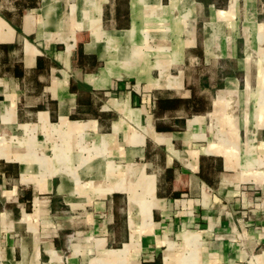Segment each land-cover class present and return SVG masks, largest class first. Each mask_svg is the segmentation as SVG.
I'll return each mask as SVG.
<instances>
[{
	"label": "crops",
	"instance_id": "1",
	"mask_svg": "<svg viewBox=\"0 0 264 264\" xmlns=\"http://www.w3.org/2000/svg\"><path fill=\"white\" fill-rule=\"evenodd\" d=\"M0 264H264V0H0Z\"/></svg>",
	"mask_w": 264,
	"mask_h": 264
},
{
	"label": "rangeland",
	"instance_id": "2",
	"mask_svg": "<svg viewBox=\"0 0 264 264\" xmlns=\"http://www.w3.org/2000/svg\"><path fill=\"white\" fill-rule=\"evenodd\" d=\"M204 2H209L211 4H215L216 6H223L225 0H201Z\"/></svg>",
	"mask_w": 264,
	"mask_h": 264
}]
</instances>
